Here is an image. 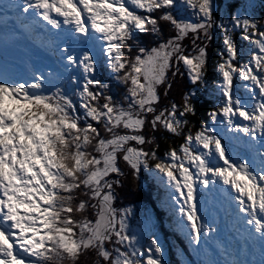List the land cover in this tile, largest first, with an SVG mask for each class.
<instances>
[{
	"label": "snow or ice",
	"instance_id": "6c2138e0",
	"mask_svg": "<svg viewBox=\"0 0 264 264\" xmlns=\"http://www.w3.org/2000/svg\"><path fill=\"white\" fill-rule=\"evenodd\" d=\"M256 8V0L226 10L214 0H0L5 37L14 21L11 34L39 37L51 58L29 59L23 73L0 70V264H78L87 253L93 264H165L158 240L145 247L132 228L134 210L115 204L120 160L134 176L154 162L194 250L203 239L223 257L202 264H264V13ZM161 22L173 34L140 46ZM213 28L222 37L218 99L193 130ZM235 32L247 43L238 46ZM186 38L195 55L184 51ZM169 71L186 72L193 87L180 104L161 106ZM157 134L182 142L162 158ZM222 135L243 152L230 155ZM217 199L227 206L222 224L200 215Z\"/></svg>",
	"mask_w": 264,
	"mask_h": 264
},
{
	"label": "rangeland",
	"instance_id": "374dc122",
	"mask_svg": "<svg viewBox=\"0 0 264 264\" xmlns=\"http://www.w3.org/2000/svg\"><path fill=\"white\" fill-rule=\"evenodd\" d=\"M237 1L240 3V0ZM230 2L231 0H222L219 6L221 9L226 10V6ZM214 3L217 4L216 0H214ZM184 15L185 17L191 16L189 12H185ZM0 26L3 27V30H1V34L3 37H5L6 30L2 24H0ZM8 30H9V35H12L11 34L12 29L8 27ZM216 31L217 29L213 28L212 30L213 35L221 36L220 32H216ZM9 35L7 37V40H10V43L6 41L5 42L6 46L3 45V47L0 48V70L7 68L10 73H23L25 70V64L29 59H31L33 62L51 63V58L41 47H39L37 43H35L36 40L39 41L38 39L39 37L34 35V39H35L34 42L29 40L28 39L29 37H25L24 40L22 39L19 41H15L14 40L15 36H13L12 38V36ZM160 39L161 37L158 38V40H156L159 42H157L155 46H158L161 41H164ZM187 41L191 42L186 38L184 41H182V43L185 44ZM164 42H166V40ZM35 51L38 52V54ZM192 54L195 55V52H193ZM234 77L236 79L233 86L238 88L237 90L234 89V92L235 94L240 95L243 98L245 95V90L243 87L244 82L241 81L238 76H234ZM175 93L181 94L180 92H171L170 95L167 96L168 97L172 95L174 96ZM168 101L171 102V98L168 99L167 102ZM220 138L222 140V143L226 141L224 142L225 144L223 145L226 146L228 153L230 155L233 154L234 152H243V148L238 142L233 141L229 137H225L223 135ZM119 166L122 172L124 173V175L119 177L122 183V187L116 189L117 199L115 201V204L117 206L131 207L134 210L136 215L135 217H129V220L132 228L138 231L139 233H141V235L143 236L141 242L145 245V247H147L148 242L153 237L157 239L160 246L162 247V258L165 264H169L170 259L168 258V251L166 247L167 245L161 235L162 233L160 231L159 220L150 207V203H151L150 200L152 198L149 197L147 193L144 191V187L142 188L143 181L139 177L138 173L134 176L132 174V170L123 162V160L119 161ZM142 168L145 169L143 166ZM190 170L195 172V169H190ZM145 174L150 176L153 175L156 178H158L160 175L159 173L155 172L154 169L151 170L145 169ZM158 180L161 184H165L166 186V182H162L160 179ZM167 192L168 193L174 192V189L168 188ZM159 204L161 206L166 205L169 208V211L173 213L174 219L172 218L171 222H173L175 232H177V234L180 236L181 241L184 243L186 249L189 251L188 252L189 254H187L186 251V255L190 263L193 262L195 264H202L203 261L209 259H223L222 256H220L218 253L213 252V248L215 247V245L214 244L205 245L203 239L201 243V251L197 252L194 250V247L189 242L187 236V230L181 226L180 214L178 211L179 205L171 200L170 195L160 198ZM196 204L198 207H200L201 205L199 193H197ZM226 208L227 206L223 204L221 200L217 199L214 200L211 204H205L204 208H202L200 211V215L202 216L205 215V210H206V216L209 220L219 219L222 224L225 217ZM183 224H187V221L186 220L183 221ZM221 239H223L222 236ZM141 255H145V253L142 252ZM189 262H187V264H190Z\"/></svg>",
	"mask_w": 264,
	"mask_h": 264
},
{
	"label": "trees",
	"instance_id": "16d2710c",
	"mask_svg": "<svg viewBox=\"0 0 264 264\" xmlns=\"http://www.w3.org/2000/svg\"><path fill=\"white\" fill-rule=\"evenodd\" d=\"M217 5H220L222 0H216ZM257 3V8L256 11L257 13H264V9L260 8V0H256ZM229 4H239V2L237 0H231ZM161 27H162V31L160 34H158V36L154 37L152 35H141L140 36V46L144 47L146 50L150 49L151 47H154L156 45L158 40V38L161 37L162 40H167V38L172 35V31L169 27H167L163 22H161ZM216 32H219V30L217 29ZM160 39V40H161ZM221 39L222 37L220 35H213L212 33V39L211 41H209L207 43V73L205 75V81H206V87L204 88H197V93H198V99L195 101L196 104V114L195 116H190L189 117V126L193 127V130H195V127H198L200 122L202 120H207L208 118V114L210 112V110L217 104V99H218V95L217 99L213 98V93H214V88L215 85L213 84L214 80H217L218 78V74L215 71V65L217 64L218 60H219V55H220V51H221ZM233 39L236 41L237 45H241L246 44V42H242L240 40V35L239 32H235L233 33ZM189 40V39H188ZM199 43V42H198ZM184 46V51L186 53L188 52H192V43L187 41L185 44L182 43ZM154 45V46H153ZM133 52L135 53L136 51V45H133ZM244 61H241V63H243ZM175 63V61H173V64ZM183 67V66H182ZM181 67V71H184V69ZM105 75V82H108L107 79V73L104 74ZM168 79L169 81H171L172 87L171 89H169L168 91V96L170 95L171 92H180L181 94H174V96H170V97H165L163 94V88H158V92L161 95V102L160 104L163 106L165 104H168L167 100L171 98V101H175L177 104L181 103V97L183 95V93L185 91L191 90V88L193 87L190 82L187 79V73L185 72V75L183 77H181L179 75V73L175 76L172 77L171 75V71H169L168 73ZM113 85L115 86V82L113 81ZM115 90V87H114ZM213 90V91H210ZM119 91H122V89H120ZM148 129H145V132H147ZM158 136V134H157ZM182 142V139L180 137H173L171 139H163V138H159L157 139V143L159 144V147L157 148V154L158 156H163V154H165V151L170 147V146H178L180 143ZM149 164H153V161H149ZM142 177L144 178L143 182L145 184H147V186H149L151 193L153 194V187L155 186L153 184V179H148L147 180V176L145 175L144 171H140ZM158 192V190H155L154 193ZM162 221L164 222L163 219V215L161 210H158ZM93 260H94V256L91 253H87V254H83L80 256V259L78 261V264H93ZM65 264H67V261H65Z\"/></svg>",
	"mask_w": 264,
	"mask_h": 264
},
{
	"label": "bare ground",
	"instance_id": "6f19581e",
	"mask_svg": "<svg viewBox=\"0 0 264 264\" xmlns=\"http://www.w3.org/2000/svg\"><path fill=\"white\" fill-rule=\"evenodd\" d=\"M13 23H15L14 21H13ZM1 28H0V48H2L3 47V45L5 44V42L7 41V42H10V40H7V38H5V37H3L2 36V34H1V30H3V27L2 26H0ZM16 28H18L17 26H16ZM162 215H163V217H164V214L162 213ZM169 228V227H168ZM173 239H176L175 238V235L173 236ZM187 251V253L189 252L188 250H186ZM189 254V253H188ZM177 255H178V258H177ZM223 258V257H222ZM175 259L176 260H178L179 259V254H176V256H175ZM179 263V262H178Z\"/></svg>",
	"mask_w": 264,
	"mask_h": 264
}]
</instances>
